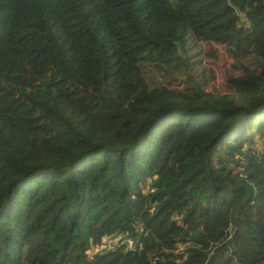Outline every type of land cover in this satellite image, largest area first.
Listing matches in <instances>:
<instances>
[{"label":"trees","instance_id":"trees-1","mask_svg":"<svg viewBox=\"0 0 264 264\" xmlns=\"http://www.w3.org/2000/svg\"><path fill=\"white\" fill-rule=\"evenodd\" d=\"M0 264H264V0H0Z\"/></svg>","mask_w":264,"mask_h":264},{"label":"rangeland","instance_id":"rangeland-1","mask_svg":"<svg viewBox=\"0 0 264 264\" xmlns=\"http://www.w3.org/2000/svg\"><path fill=\"white\" fill-rule=\"evenodd\" d=\"M212 48H216L218 51V56L210 55V50ZM196 51H201V64L196 63V67L198 69L197 72H193L194 78L196 80H200L203 76H206V79L209 80V86L206 88L207 91H214L219 93H224L227 91L226 89V71L231 69L232 59L228 55H223V48L219 45H215L211 47V45L202 44L201 47L198 45H193L190 48V54ZM198 57L196 56L195 59ZM151 75L160 84H165L166 81L171 83L172 87H183L181 83L182 74L180 72H173L172 74H166L163 70L156 69L155 67L151 68ZM176 79V80H175ZM158 83V84H159ZM256 143L254 144V148H257L259 142L261 141V134L257 132L256 134ZM120 243L119 238L116 239L114 237L108 238L105 240L102 249L113 248V246ZM97 248V247H96ZM95 252V251H94Z\"/></svg>","mask_w":264,"mask_h":264},{"label":"built area","instance_id":"built-area-1","mask_svg":"<svg viewBox=\"0 0 264 264\" xmlns=\"http://www.w3.org/2000/svg\"><path fill=\"white\" fill-rule=\"evenodd\" d=\"M125 242V244L128 246V248H132L133 247V243L131 242V241H124ZM121 244H123V243H121ZM120 245V244H119ZM98 247V246H97Z\"/></svg>","mask_w":264,"mask_h":264}]
</instances>
